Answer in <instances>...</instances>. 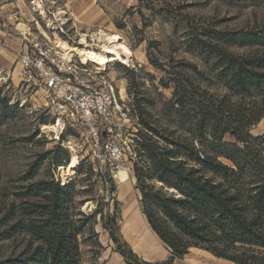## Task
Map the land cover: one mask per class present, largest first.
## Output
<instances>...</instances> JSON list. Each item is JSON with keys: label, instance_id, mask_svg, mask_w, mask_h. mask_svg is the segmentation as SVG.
Listing matches in <instances>:
<instances>
[{"label": "trees", "instance_id": "1", "mask_svg": "<svg viewBox=\"0 0 264 264\" xmlns=\"http://www.w3.org/2000/svg\"><path fill=\"white\" fill-rule=\"evenodd\" d=\"M203 33L191 50L217 70L222 94L201 85L204 69L192 62L171 59L167 68L154 63L169 76L161 78V84L171 83L173 92L163 105L167 120H140L134 174L141 211L171 255L164 262L149 263L120 246L133 264H173L192 247L234 264H264V134L250 133L264 118V54L233 50L264 46V32ZM0 104L8 113L16 109L1 97ZM137 104L144 113L139 100ZM227 134L235 142L223 141ZM54 151L39 155L24 176L26 183L0 211V243L19 238L24 242L19 251L0 256V264H80L81 238L89 222L95 224L101 214V221L115 224V212L102 215L100 203L90 214L81 211L84 189L76 179L66 184L53 175L34 179L47 158L62 164L56 153L63 150ZM83 170L87 178L93 173L91 164L82 160L76 172ZM110 236L119 243L113 227Z\"/></svg>", "mask_w": 264, "mask_h": 264}, {"label": "rangeland", "instance_id": "2", "mask_svg": "<svg viewBox=\"0 0 264 264\" xmlns=\"http://www.w3.org/2000/svg\"><path fill=\"white\" fill-rule=\"evenodd\" d=\"M27 1L26 5L30 9L31 0ZM91 1L94 10L103 14V21L101 23L91 21V27L87 28L82 24V18L77 16L81 23L79 21L73 28H69L71 26L69 22L68 36L76 42L77 48L73 50L77 53L92 54V60L98 64L107 62L106 72L120 90L121 97L124 99L123 108L131 121V128L135 127V129L136 126H141L139 124L141 118L152 121L168 119L163 105L171 99L173 85L161 84V78L167 80L169 76L154 63L163 64L167 68L171 59L174 62H192L199 69H204L206 78L201 79V85L211 92L222 94L223 87L216 77L217 70L212 69L210 62L205 63L191 50L195 40L200 39L201 35L204 36L203 32L209 29L247 35L264 32V0ZM53 2L56 6L61 4L59 0H53ZM0 19H2L1 15ZM20 27L22 24L18 26ZM94 34L96 39L91 40L90 37ZM86 44L90 49L82 48ZM63 45L67 44L63 43ZM245 49L264 54V46L259 44H253L249 48H233L235 52L240 53ZM106 52H108L107 57L104 54ZM6 60L5 65L8 68L0 67L2 74L12 73L16 64L15 57ZM1 63H3L2 59H0ZM16 72L17 70L15 74L12 73L14 77ZM14 92V86L10 83V87L0 88V97L2 94L6 99H10ZM20 96L17 93L15 99L18 100ZM137 100L145 109L142 114H140ZM24 105L22 108L16 106L13 113H8L0 104V211H3V207L14 196V191L26 183L24 176L39 155L61 148L63 151H58L56 155L61 159L62 164L54 165L50 158H47L34 179L53 175L60 180L61 176L68 175L69 179L78 181L79 189H84L80 196L85 199L80 206L82 212L90 214L96 204L100 203L102 215L107 216L113 212L116 214L114 225H111L108 220L101 221V214L97 215L95 224L89 222L85 230L86 237L81 238L80 264H133L131 258L123 256L119 250L120 246L124 250H131L140 261L149 263L166 261L171 253L160 239L161 243L154 241L148 249L142 250L136 248L132 238L122 230L123 212L129 204H134L147 222L140 208V194L136 188L134 174L136 158L125 161L130 170L127 171L129 178L124 183L117 176L121 169L111 172L106 164L98 163L93 166L89 160L83 161L86 166L91 164L93 169V173L87 178L86 170L80 174L76 172L77 165L71 164L73 160L71 154L61 142L63 135L64 138L72 140L74 134L68 131L57 139V135L51 132L55 121L52 110L45 106L36 107L28 98ZM183 130L181 129L180 132ZM250 133L254 137L264 134V118L250 128ZM223 141L233 143L235 139L227 134L223 137ZM66 154L68 161L64 163ZM219 159L230 164L229 160L223 157ZM108 176L111 177L115 189H111ZM146 222L147 227L144 232L148 230ZM91 223L93 228L90 237L88 228L92 225ZM103 223L107 226L106 228ZM112 227L119 240L118 244L110 236ZM23 244L20 238L16 241L0 243V256L8 255L14 250L19 251ZM173 264L220 263L207 251L192 247L183 257H176ZM223 264L232 263L225 261Z\"/></svg>", "mask_w": 264, "mask_h": 264}, {"label": "built area", "instance_id": "3", "mask_svg": "<svg viewBox=\"0 0 264 264\" xmlns=\"http://www.w3.org/2000/svg\"><path fill=\"white\" fill-rule=\"evenodd\" d=\"M30 5L32 21L18 28L24 50L15 58L16 77L0 73V88L12 83L15 94L10 99L1 94V99L9 107L22 108L27 98L36 107H49L55 116L51 132L56 138L68 131L74 134L72 140H61L74 160L71 164L89 160L93 166L106 164L111 172L129 171L125 161L136 158L137 126L131 128L120 90L106 72L107 62L83 60L71 49L77 47L68 29L75 24L53 0H31ZM90 39H96L95 34ZM69 180L68 175L60 177L62 184Z\"/></svg>", "mask_w": 264, "mask_h": 264}, {"label": "crops", "instance_id": "4", "mask_svg": "<svg viewBox=\"0 0 264 264\" xmlns=\"http://www.w3.org/2000/svg\"><path fill=\"white\" fill-rule=\"evenodd\" d=\"M59 1L61 2L60 6L68 13V18L75 25L80 21L76 18L77 16L82 18V24L87 28L91 27V21L101 23L104 19L103 14L94 10L91 0ZM27 3V0H0V15L2 16V19H0V59L3 62L0 64L1 69L8 68L5 65L7 58H16L17 53L24 50V42L18 31V26L32 21L33 15L29 6L26 5ZM16 68L17 65L15 64L13 69ZM220 259L225 260L217 258V260Z\"/></svg>", "mask_w": 264, "mask_h": 264}, {"label": "bare ground", "instance_id": "5", "mask_svg": "<svg viewBox=\"0 0 264 264\" xmlns=\"http://www.w3.org/2000/svg\"><path fill=\"white\" fill-rule=\"evenodd\" d=\"M105 41L104 39H101ZM67 46V45H63ZM71 49H76V48H71ZM79 54V53H78ZM80 55V54H79ZM83 60H92V54H84L80 55ZM54 128V127H53ZM52 128V129H53ZM120 179L121 182H126L129 178V174L127 170L121 169L117 175ZM136 206L134 204H129L125 207L124 212H123V217H124V223H123V232L127 234L129 237L132 238L133 244L135 245L136 248L146 250L150 247V244L154 241H157L158 243H161L157 235L151 230V228L148 225V230H145V220L140 213L139 210L135 208ZM144 223V225H143ZM146 224H148L146 222ZM210 255V254H209ZM213 259H216L212 255H210ZM220 264L225 263L224 260H218ZM233 264V263H232Z\"/></svg>", "mask_w": 264, "mask_h": 264}]
</instances>
